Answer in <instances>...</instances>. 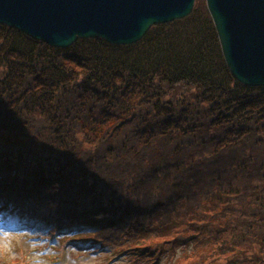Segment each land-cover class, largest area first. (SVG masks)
I'll list each match as a JSON object with an SVG mask.
<instances>
[{
    "label": "trees",
    "instance_id": "1",
    "mask_svg": "<svg viewBox=\"0 0 264 264\" xmlns=\"http://www.w3.org/2000/svg\"><path fill=\"white\" fill-rule=\"evenodd\" d=\"M0 197L112 264H264V85L230 73L205 0L128 45L0 24Z\"/></svg>",
    "mask_w": 264,
    "mask_h": 264
},
{
    "label": "water",
    "instance_id": "2",
    "mask_svg": "<svg viewBox=\"0 0 264 264\" xmlns=\"http://www.w3.org/2000/svg\"><path fill=\"white\" fill-rule=\"evenodd\" d=\"M195 0H0V24L51 46L78 38L131 44L154 24L187 16ZM235 79L264 85V0H205Z\"/></svg>",
    "mask_w": 264,
    "mask_h": 264
},
{
    "label": "rangeland",
    "instance_id": "3",
    "mask_svg": "<svg viewBox=\"0 0 264 264\" xmlns=\"http://www.w3.org/2000/svg\"><path fill=\"white\" fill-rule=\"evenodd\" d=\"M12 206L13 204L8 201H0V260L10 261L16 257L23 258V264H112L98 252L86 254L81 252L83 248H76V246H72L75 249L69 248L68 241L58 245L54 239H50L48 234H45L47 237L44 236L40 221L28 220L16 224L3 223V221H7L4 216L6 210ZM48 243L54 244L53 246H46L45 244ZM182 252L180 246L177 255L168 263L163 257V263L161 260L155 264H169L174 260L177 264L195 261L194 258L197 254L189 253L184 256ZM176 257L178 258L175 259ZM204 259L208 261L206 257ZM219 262L222 261H217V263ZM207 264H211V261H208Z\"/></svg>",
    "mask_w": 264,
    "mask_h": 264
},
{
    "label": "bare ground",
    "instance_id": "4",
    "mask_svg": "<svg viewBox=\"0 0 264 264\" xmlns=\"http://www.w3.org/2000/svg\"><path fill=\"white\" fill-rule=\"evenodd\" d=\"M135 43V42H134ZM131 44H133V43H131ZM126 45H128V44H126Z\"/></svg>",
    "mask_w": 264,
    "mask_h": 264
}]
</instances>
